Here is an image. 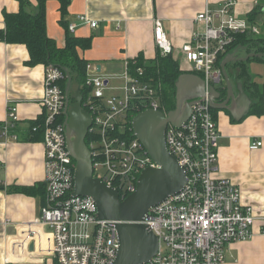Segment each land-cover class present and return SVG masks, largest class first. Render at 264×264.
Here are the masks:
<instances>
[{"label":"built area","instance_id":"1","mask_svg":"<svg viewBox=\"0 0 264 264\" xmlns=\"http://www.w3.org/2000/svg\"><path fill=\"white\" fill-rule=\"evenodd\" d=\"M236 5V0H225L216 10L207 6L196 17L204 29L194 33L193 40L182 47L184 58L192 64V70L202 75L207 87L222 78L219 56L233 42L234 34L261 33L258 25L237 17ZM79 21L93 28L98 25L85 14L79 16ZM153 23L159 52L172 53L162 20L155 17ZM78 25L69 24L70 32L74 33ZM86 69L89 91L86 99L83 94L82 103L93 117L87 135L94 176L117 189L124 199L136 190L144 169L158 167L134 135L132 119L146 109L165 114L168 111L162 104L161 91L143 78V68L133 73L129 60L121 75L123 91L117 95L106 93L114 86L100 73L97 63L89 62ZM65 76L59 67L45 66V204L39 216L26 225L25 241H40L39 236L43 238L41 243L48 239L49 252L59 264H113L120 245L116 222L98 217L93 198L73 195L76 162L67 147L65 128L69 98L59 85ZM8 106V118L0 122V141L6 142L18 139L14 130L19 121L17 106ZM219 137L218 123L207 98L193 105L182 126L167 127V148L183 167L187 181L180 191L150 208L144 222L158 237L159 248L144 264H223L225 246L252 238L256 222H264L263 215L242 201L239 186L227 177L214 175ZM262 145V140H255L250 148L255 150Z\"/></svg>","mask_w":264,"mask_h":264},{"label":"crops","instance_id":"2","mask_svg":"<svg viewBox=\"0 0 264 264\" xmlns=\"http://www.w3.org/2000/svg\"><path fill=\"white\" fill-rule=\"evenodd\" d=\"M69 1L65 19L69 24H79L73 34L92 36V46L83 55L97 63L109 84L118 88L123 81L126 60L140 54L150 60L159 53L154 41L155 17L162 20L181 69L199 74L184 58L182 47L193 40L194 33L204 29V24L196 20L197 15L207 6L216 10L225 0ZM236 1V14L242 19H248L258 6L256 1L264 3V0ZM30 3L29 10H36L37 1L30 0ZM59 6V0L48 1L47 24L49 35L62 45L65 30L59 22ZM20 7L19 0H0V29L5 28L4 12H18ZM82 14L98 25L93 28L80 23ZM250 52L254 49L248 51L247 47L238 56L245 57ZM29 58L26 45L0 41V122L8 118L9 104L17 106L19 116L14 130L18 139L0 141V264H59L49 252L48 239L41 243L43 238L39 236L40 241L28 243L23 233L26 225L39 216L46 191L43 135L35 140L29 137L31 124L44 114L45 65L29 66ZM244 62L249 81L256 82L258 91L247 88L245 77L233 75L236 63L227 65L235 91L237 82L242 81L247 97L236 98L230 109H213L220 132L214 175L232 180L241 190L242 201L252 205L256 214L264 216V61ZM117 81L120 82L112 84ZM255 140H262L263 145L252 150L250 145ZM254 232L248 240L225 246L223 264H264L263 221L256 222ZM32 243L34 247L30 249Z\"/></svg>","mask_w":264,"mask_h":264},{"label":"water","instance_id":"3","mask_svg":"<svg viewBox=\"0 0 264 264\" xmlns=\"http://www.w3.org/2000/svg\"><path fill=\"white\" fill-rule=\"evenodd\" d=\"M247 47L239 45L225 56L220 63L222 78L209 87L199 74H181L176 82L175 108L166 114L160 110L146 109L133 117V133L146 147L158 167L144 169L139 176L136 190L124 199L120 197L117 189L94 176L92 153L86 142L93 117L83 106L80 87L70 97L72 76L69 70H65L68 78L65 93L69 98L65 108L66 142L76 162L73 195L93 198L97 203L98 217L116 222L120 245L113 264L148 263L158 252V237L144 220L151 207L180 191L187 181L183 167L167 148V127L182 126L199 99L207 98L213 109H230L236 98L247 97L242 81L237 82L235 91L227 69V65L231 63L264 56L262 52H250L245 57H239V51ZM233 70L234 76L239 75L238 67ZM224 82V86H219ZM71 98L74 100L73 104L70 103ZM33 247L34 243L30 245V249Z\"/></svg>","mask_w":264,"mask_h":264},{"label":"trees","instance_id":"4","mask_svg":"<svg viewBox=\"0 0 264 264\" xmlns=\"http://www.w3.org/2000/svg\"><path fill=\"white\" fill-rule=\"evenodd\" d=\"M19 1L21 7L18 12H4L5 28L0 29V41L26 45L30 54V58L27 61L29 66L44 64L45 66H57L64 73L65 70H69L72 80H75L78 86H81L82 93L86 99L89 91L86 86V65L91 61L83 55V51H86L92 46V36H79L70 32L69 21L65 19V16L68 14L70 1L59 0V10L61 13L59 22L65 30V42L62 45L58 44L56 39L48 33L47 4L49 0H36V10H29V5H31L30 0ZM263 8L264 3L263 5L259 4L254 11L250 12L248 21L256 24L255 19L259 14L264 13ZM257 36L254 37L251 33L234 34L233 42L228 45L226 52L219 56L218 65L220 66L223 58L239 45L248 46V51H252L253 48L254 52L264 53V36L261 37L260 34ZM253 59L264 61V56L249 58L247 61ZM129 64L133 73H136L134 71L135 69H144L143 78L151 81L161 91V101L167 111L175 108L176 82L179 76L186 71L181 69L180 61L173 55V52L167 55L159 52L155 58L150 60L140 54L130 59ZM244 64V61L235 64L240 69L239 76L241 78L245 77L247 88L250 91H258L256 82L249 81V71ZM67 83L68 78L65 76L60 80L59 85L65 90ZM259 99L262 100V97L260 96ZM43 121L44 114L31 124L29 135L31 140L39 139L43 135ZM35 126H37L36 131L33 130ZM86 142L87 144L89 143V135L86 137Z\"/></svg>","mask_w":264,"mask_h":264},{"label":"rangeland","instance_id":"5","mask_svg":"<svg viewBox=\"0 0 264 264\" xmlns=\"http://www.w3.org/2000/svg\"><path fill=\"white\" fill-rule=\"evenodd\" d=\"M255 21H256V25H258L259 27H260V29H261V33H260V36L261 37H263L264 36V13H262V14H259L257 17H256V19H255ZM254 37H258L257 35H254ZM121 81V80H120ZM120 81H117V82H115V83H112L113 85H116V83H118V82H120ZM75 83H76V81L74 80L73 82H72V85H71V91H70V97L71 96H73V94H74V92L76 91V87H75ZM112 86V85H111ZM122 87H123V81H122V84H120V86H118V88L119 89H115V88H117V86L115 87L114 86V88H108V89H106L105 91H106V93L108 94V95H113V94H115V95H117V94H121L122 93ZM72 99V98H71Z\"/></svg>","mask_w":264,"mask_h":264},{"label":"flooded vegetation","instance_id":"6","mask_svg":"<svg viewBox=\"0 0 264 264\" xmlns=\"http://www.w3.org/2000/svg\"><path fill=\"white\" fill-rule=\"evenodd\" d=\"M71 104H73L74 103V100L73 99H71V102H70Z\"/></svg>","mask_w":264,"mask_h":264}]
</instances>
